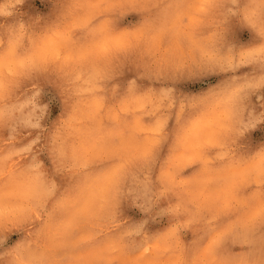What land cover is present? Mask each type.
I'll return each instance as SVG.
<instances>
[{
    "label": "snow or ice",
    "instance_id": "obj_1",
    "mask_svg": "<svg viewBox=\"0 0 264 264\" xmlns=\"http://www.w3.org/2000/svg\"><path fill=\"white\" fill-rule=\"evenodd\" d=\"M23 2L13 4L11 15L0 10V19L7 21L0 25V33L8 37L0 46V95L8 97L26 82L32 83L35 74L54 70L72 103L48 133L46 146L41 145L47 111V105L39 101L42 85H33V96L26 101L29 107L0 104V127L7 129L0 142L8 146L6 152L0 151L4 156L0 168H7L9 160L16 162L17 155H27L30 158L15 163L11 171L30 178L42 189L40 194L19 193L18 198L28 204L15 210L5 203L11 197L0 198V216L13 212L22 221L46 212L45 226L53 234L63 223L69 208L65 200L46 209L48 197L56 189L40 156L46 147L58 172L68 169L70 159V173L79 177L75 197L79 206L72 211L73 220L84 218L93 227L114 228L123 188L136 185L147 195L156 183L162 186L161 197L175 200L174 206L160 214L183 216L179 227L196 230L195 226H205L206 234L194 242L198 250L202 240L207 241L204 250L209 257L229 239L251 245L255 230L264 227V144L240 158L234 157L233 146L254 141L258 135L264 139V12L232 0L236 6L225 10L224 19L238 16L243 33L225 41L224 29L207 37L198 35L209 8L220 5L196 0H165L163 4L83 0L79 5L82 12L71 22L28 37L26 44L23 28L15 26ZM133 11L141 18L129 27H119V17ZM31 19L35 21V17ZM128 66H134L136 76L113 85L119 96L118 112L112 115L116 106L110 105L106 114L100 89ZM218 73L228 78L207 89L195 88L196 81ZM139 78L157 83L142 87ZM31 100H37L38 105ZM143 112H151L149 119L139 118ZM128 114L136 119L130 120ZM173 117L175 127L170 136ZM82 127L87 134L78 141L72 139ZM21 128L32 129V135L17 143ZM224 158L228 163L216 168L214 162ZM157 160L160 169L153 179ZM249 161L254 162L252 166ZM185 170L191 171L186 174ZM212 171L226 173L214 186L205 179ZM249 190L253 196L259 193L258 199L247 201L244 193ZM245 206L251 210L242 214ZM233 216L236 224L216 230L218 223ZM179 227L151 237L177 259L182 254ZM132 232L143 234V224ZM91 235L79 237L72 247L86 244ZM147 239L136 241L129 232H121L90 259L95 264H113V258L105 254L110 249L118 250L133 264H143L155 249ZM261 242L264 246V238ZM22 243L9 245L6 231L0 228V251H5L9 260Z\"/></svg>",
    "mask_w": 264,
    "mask_h": 264
},
{
    "label": "rangeland",
    "instance_id": "obj_2",
    "mask_svg": "<svg viewBox=\"0 0 264 264\" xmlns=\"http://www.w3.org/2000/svg\"><path fill=\"white\" fill-rule=\"evenodd\" d=\"M153 3L156 0H152ZM196 2L209 3L210 5H220L219 7L209 8L207 14L203 17V22L199 27L198 35L207 37L212 31H219L224 29V40L230 41L238 34L243 33L242 26L240 25L238 16H231L227 20L224 19V12L228 7H235L239 5L243 7L246 0H236V5L232 3V0H196ZM19 0H0V10L7 12L8 15L12 14L13 4H18ZM83 3V0H24L23 6L18 8L20 15L17 17L15 26L17 28L22 27L25 33V43L27 44L28 37L38 35L44 31L50 30L53 27H63L66 23L72 21V19L82 12L79 5ZM29 17V19H23L22 17ZM35 17V21L31 19ZM5 19H0V25L5 24ZM7 35L0 33V46H3L7 42ZM122 75V72L117 75L112 81L106 82L100 89V94L105 98V113L107 114V106H116L112 108V115H116L118 112L119 96L113 92V85L124 81L118 79ZM138 75V74H137ZM42 85V94L39 97V101L47 105V111L44 114V136L55 128L62 117L65 116L69 110L72 99L64 92L66 85L62 80L46 79V84L51 87H46L45 83L40 80H34L32 83L25 86H21L8 96L4 104H24L25 107H29L26 101H29L33 96V85ZM33 105H38L37 100H31ZM59 109L54 115L53 110ZM139 111V110H138ZM151 115V112H143L140 115V119L144 120L146 116ZM130 120H135L136 116L128 114ZM6 128L0 127V137H3ZM87 134V129H81V132L74 134L72 139L79 140L81 137ZM32 135V129L21 128L17 132L16 141L20 143L27 140ZM6 138V137H5ZM71 142V141H70ZM264 144V139L258 135L254 138V141H240L233 146V153L235 158L246 157L250 152L256 150L258 147ZM8 146L6 143L0 142V151L6 152ZM47 152L46 147L40 151ZM7 155V153H4ZM48 162L42 160L44 171L48 177L56 183V188L60 189L61 185H64V191L71 192L73 194V203L69 205L68 211L63 217V223L59 228L55 230L54 234L50 233L45 226L46 217L42 213L40 217L27 218L22 221H18L13 212L8 215L0 216V228L4 229L7 233V240L9 245H15L17 242H34L37 244L51 243L57 247L58 254L63 256L65 261L77 260V259H90L96 251L99 249L107 248L113 241V239L121 232H129L131 239L139 241L141 237L140 233L132 232L138 225L143 224L145 232V223H156L160 219L161 209L165 208L169 198L161 197L159 195V185L154 183L151 191L145 195L144 192L136 185H126L123 188L124 195L121 197L119 209L116 218V227L104 226L93 227L92 222L84 219H72V211L75 207H78V203L75 202V197L79 191V177L72 175L67 170L64 172H58L56 162L48 155ZM29 156L25 155L21 158L19 155L16 157V162L8 161L7 168L11 169L15 167V163H18L21 159H28ZM4 156H0V160H3ZM216 168L225 166L228 163L227 158L224 160L215 161ZM4 169V168H0ZM209 183L213 181L212 176L205 178ZM251 190H249L250 192ZM248 192H245L246 195ZM7 207L11 210H15L21 203L15 199L10 198L5 201ZM200 226H195L197 229ZM264 232V227H258L252 237L253 243L251 245L244 243L248 253V258L251 260L261 261L264 259V246L261 242V233ZM91 239L86 244L73 248V241L77 240L81 236H89ZM259 234V235H257ZM260 239V240H259ZM127 243V241L125 242ZM60 245H64L63 249Z\"/></svg>",
    "mask_w": 264,
    "mask_h": 264
},
{
    "label": "clouds",
    "instance_id": "obj_3",
    "mask_svg": "<svg viewBox=\"0 0 264 264\" xmlns=\"http://www.w3.org/2000/svg\"><path fill=\"white\" fill-rule=\"evenodd\" d=\"M113 3H120L122 0H110ZM141 3H152V0H139ZM165 0H156L155 3L163 4ZM246 6L249 8H254L257 11L264 12V0H246ZM155 11V9H153ZM141 18L140 13L137 12H128L125 15L119 17L118 24L119 27H129L135 24ZM136 76V71L134 66L126 67L122 75L118 79L122 81H127ZM228 77L224 74H213L204 79L198 80L195 82V88L207 89L213 85L218 84L220 81L227 79ZM46 79H57L61 80L58 74L54 70H49L45 73L35 74L34 80H40L42 83H45L46 87H51V85L46 84ZM31 82H26L25 85L30 84ZM139 83L142 87L152 86L157 83L155 81H149L147 79L139 78ZM23 85V86H25ZM8 97L0 95V104H4ZM59 111V109L53 110L54 115ZM149 117H145V120ZM175 127V118L173 117L170 121L169 134L172 135V130ZM48 143V135H45L41 140V145L46 146ZM71 150L69 149V152ZM41 159L46 163L48 162L47 152L41 153ZM160 160H157L156 164L153 166L152 177H155L159 173L160 169ZM20 163H23V159L20 160ZM68 169L70 173L72 171L71 164L72 161L69 159L67 161ZM254 162L249 161V166H252ZM191 170H185L186 174ZM226 173H218L212 171L208 173V176H212L214 179L210 183V186H214L215 182L222 178ZM24 191H31L35 194H40L42 189L40 185L28 177L20 176L19 174L13 173L11 169L5 168L0 169V198L9 196L11 198L17 199L21 204L27 205L28 201H23L18 198V194ZM159 191H162V186L159 185ZM259 193L253 196L252 192H248L245 195L247 201H253L258 199ZM73 194L71 192L64 191V185H61L60 189H55L48 197L46 204V209L50 210L59 200H65L69 205L73 203ZM175 200L168 202L167 206L162 209H167L171 206H174ZM161 209V210H162ZM250 207L245 206L242 208V214H246L250 211ZM46 212L44 216L46 217ZM184 217H173L168 214H160V219L158 222H146L145 223V232L141 234V237L138 239L143 240L145 236L148 237L147 244L155 245V249L150 258L146 259L143 264H172L174 260L177 261V264H261V261L251 260L248 258V253L245 248L244 243L233 242L231 239L226 240L221 246L219 251L214 257H209L206 254L205 246L207 244L206 240L200 242V249L198 250L195 241L199 237H202L206 234L205 226L201 225L196 230L193 228H183L179 227L183 223ZM237 218L235 216L230 219H226L223 223H218L215 228L216 230L222 229L227 224H236ZM170 227H179V241L182 247V254L177 259V257L171 256L162 245H156L155 241L151 239L153 234L165 231ZM261 239L264 238V232L261 234ZM105 254L113 258V264H133L132 261L124 258L118 250H106ZM0 264H95L93 259H77V260H68L65 261L63 256L58 254L57 247L51 243L37 244L34 242L22 243L20 250L15 254V257L11 260L6 256L5 251H0Z\"/></svg>",
    "mask_w": 264,
    "mask_h": 264
},
{
    "label": "bare ground",
    "instance_id": "obj_4",
    "mask_svg": "<svg viewBox=\"0 0 264 264\" xmlns=\"http://www.w3.org/2000/svg\"><path fill=\"white\" fill-rule=\"evenodd\" d=\"M257 235H259V234H257ZM260 240V239H259Z\"/></svg>",
    "mask_w": 264,
    "mask_h": 264
}]
</instances>
